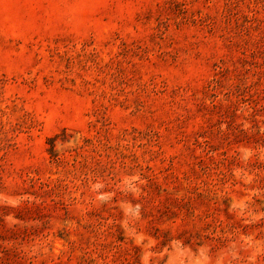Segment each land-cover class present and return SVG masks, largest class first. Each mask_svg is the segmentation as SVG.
Here are the masks:
<instances>
[{
    "label": "rangeland",
    "instance_id": "1",
    "mask_svg": "<svg viewBox=\"0 0 264 264\" xmlns=\"http://www.w3.org/2000/svg\"><path fill=\"white\" fill-rule=\"evenodd\" d=\"M0 264H264V0H0Z\"/></svg>",
    "mask_w": 264,
    "mask_h": 264
}]
</instances>
